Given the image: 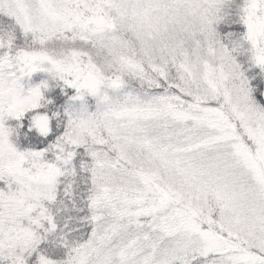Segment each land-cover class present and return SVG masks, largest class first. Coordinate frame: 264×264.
I'll list each match as a JSON object with an SVG mask.
<instances>
[{"label": "rangeland", "instance_id": "374dc122", "mask_svg": "<svg viewBox=\"0 0 264 264\" xmlns=\"http://www.w3.org/2000/svg\"><path fill=\"white\" fill-rule=\"evenodd\" d=\"M0 11L34 44L17 56L0 45V264H25L44 240L67 164L14 144V120L49 115L44 80L25 78L41 69L83 78L65 140L92 147L95 200L89 238L38 264H264V105L241 67L264 35V0H0ZM230 14L244 30L221 37ZM170 84L177 96L160 92Z\"/></svg>", "mask_w": 264, "mask_h": 264}, {"label": "trees", "instance_id": "16d2710c", "mask_svg": "<svg viewBox=\"0 0 264 264\" xmlns=\"http://www.w3.org/2000/svg\"><path fill=\"white\" fill-rule=\"evenodd\" d=\"M217 30L221 37H225V33L240 36V30H244V22L239 21L237 15L230 14L220 23ZM0 45L2 48L11 46V50L17 56L32 48L34 44L32 38L24 35L12 18L0 11ZM257 55H264V35L259 38L256 48L252 45V52H248L247 62L241 63L254 97L261 102L260 92L264 85V66L261 67L255 62ZM25 76L33 84L42 83L44 80L45 87L41 97L43 101L39 110L49 115L33 119L34 114H27L19 120H14L11 126L14 129L15 147L21 152H30L40 156L42 162L55 167L67 162L64 172L57 179L54 198L47 206L51 222L48 225V221H45V228L41 229L44 240L36 246V251L28 257L25 264H38V255H43L48 261L61 262L73 252L74 248L89 238L94 220L91 209L92 202L95 200L91 171L92 147L77 145L70 149L65 140L64 111L77 95V91H80L77 87L83 78L74 81L71 79V74H66L65 77H53L42 69L34 73L27 72ZM110 79L103 78L100 82L102 85L110 83ZM119 79L123 87L131 90V86H126V81L122 82V79ZM159 79L163 84L167 83L163 78L159 77ZM173 87L171 85L169 91L160 89V92H168V94L177 96ZM132 90L136 91L137 88ZM57 112L60 117H54ZM127 165L124 164V167ZM126 168L139 172L138 169L130 166ZM177 205L185 208L193 219L195 218L202 224L203 228H207L222 239L225 238L224 232L202 221L191 206L182 202H177ZM252 254L257 255L253 250ZM204 260L203 256H198L191 264H203Z\"/></svg>", "mask_w": 264, "mask_h": 264}, {"label": "water", "instance_id": "95a60500", "mask_svg": "<svg viewBox=\"0 0 264 264\" xmlns=\"http://www.w3.org/2000/svg\"><path fill=\"white\" fill-rule=\"evenodd\" d=\"M260 99H261V102L264 104V85L260 93Z\"/></svg>", "mask_w": 264, "mask_h": 264}]
</instances>
